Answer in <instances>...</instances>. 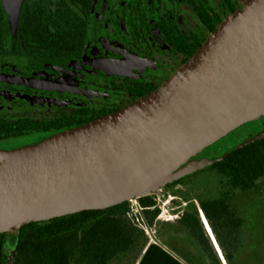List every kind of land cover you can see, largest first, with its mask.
<instances>
[{
    "label": "water",
    "instance_id": "obj_1",
    "mask_svg": "<svg viewBox=\"0 0 264 264\" xmlns=\"http://www.w3.org/2000/svg\"><path fill=\"white\" fill-rule=\"evenodd\" d=\"M23 1L3 0L13 30ZM263 118L264 0H247L152 93L29 146L5 151L21 143H0V235L152 196L264 140L263 127L229 150L193 160Z\"/></svg>",
    "mask_w": 264,
    "mask_h": 264
},
{
    "label": "flooded vegetation",
    "instance_id": "obj_2",
    "mask_svg": "<svg viewBox=\"0 0 264 264\" xmlns=\"http://www.w3.org/2000/svg\"><path fill=\"white\" fill-rule=\"evenodd\" d=\"M25 1L79 15L85 24L78 40L72 28L65 54L44 55L41 46L35 52L19 37L18 25L13 30L0 0V130L33 133L0 139L21 143L5 151L113 114L152 93L247 0ZM7 240L0 244V264H8Z\"/></svg>",
    "mask_w": 264,
    "mask_h": 264
},
{
    "label": "trees",
    "instance_id": "obj_3",
    "mask_svg": "<svg viewBox=\"0 0 264 264\" xmlns=\"http://www.w3.org/2000/svg\"><path fill=\"white\" fill-rule=\"evenodd\" d=\"M18 23L19 37L27 38L35 52L41 46L43 54L50 56L65 54L71 44L72 28L76 29L78 40L85 24L79 15L58 14L46 3L31 7L27 1L21 6ZM30 134L32 131L1 129L0 139ZM210 170L226 180L227 191L218 199L201 202L200 210L229 263L238 251L243 226V219L231 205L230 197L235 191H258L257 182L264 178V140L231 153ZM137 202L143 209L146 224L152 227L160 213L156 199L148 196ZM131 210V203L124 202L105 210L84 211L25 225L15 232L13 264H110L132 252L144 238V231L134 222ZM177 224L213 264L219 262L196 210L183 212ZM7 235H0L1 245Z\"/></svg>",
    "mask_w": 264,
    "mask_h": 264
},
{
    "label": "rangeland",
    "instance_id": "obj_4",
    "mask_svg": "<svg viewBox=\"0 0 264 264\" xmlns=\"http://www.w3.org/2000/svg\"><path fill=\"white\" fill-rule=\"evenodd\" d=\"M264 127V118L254 123L244 124L217 140L215 143L197 154L193 160H201L212 154L229 150L248 138L259 133ZM29 146L23 145L22 147ZM21 148V147H20ZM182 180V181H181ZM180 183H173L160 189L153 194L160 207L163 217L169 215H181L186 211H197L199 219L203 228L208 235L211 243L212 240L208 234L205 225L203 224L199 210L200 204L203 201L215 200L221 197V194L227 191L226 180L219 176L216 172L206 168L200 170L192 175L181 179ZM258 191L250 193H241L239 191L232 192L231 205L236 209L239 217L243 219V226L241 229V236L238 251L233 253V260L226 262L224 257L221 259L217 250L219 262L217 264H264V178L257 182ZM133 206L135 201L130 202ZM205 218V217H204ZM171 220L169 223L173 224L170 227L167 241L169 250L175 253L181 250L191 254L205 255L204 252L196 245V243L188 236V234L177 224V219ZM163 220H155L154 228L159 229L164 227ZM168 223V222H167ZM148 229L147 233L144 231V238L136 245L134 250L125 256H121L113 260L110 264H135L144 245L150 239L153 232ZM6 260L9 264L11 257L15 250L16 235H7ZM214 244V243H212ZM173 246V247H172ZM179 255V254H178ZM180 256V255H179ZM205 257V256H204ZM209 264V263H208ZM210 264H213L210 262Z\"/></svg>",
    "mask_w": 264,
    "mask_h": 264
},
{
    "label": "crops",
    "instance_id": "obj_5",
    "mask_svg": "<svg viewBox=\"0 0 264 264\" xmlns=\"http://www.w3.org/2000/svg\"><path fill=\"white\" fill-rule=\"evenodd\" d=\"M157 221L160 219H156ZM164 223V227L156 229L153 226L149 227L152 229V235L150 239L146 243L145 247L141 251L138 259L136 260L135 264H210V260L208 259L207 255H199V254H191L184 251H179L178 255L177 249L173 246L174 252L169 250L168 244L170 243L167 241L168 238V231L173 224ZM171 244V243H170ZM220 255V254H219ZM205 256V257H204ZM223 256V255H222ZM221 257V255H220ZM223 259V257H221Z\"/></svg>",
    "mask_w": 264,
    "mask_h": 264
},
{
    "label": "built area",
    "instance_id": "obj_6",
    "mask_svg": "<svg viewBox=\"0 0 264 264\" xmlns=\"http://www.w3.org/2000/svg\"><path fill=\"white\" fill-rule=\"evenodd\" d=\"M158 208L160 209L159 206H158ZM142 212H143V209L140 207L138 202L135 201L134 205L132 206L131 216H132L134 222L137 224V226L147 233V230L149 229V226L146 224V221L143 218ZM199 214H200L201 220L203 222L204 221V216H203V213L201 212V210H199ZM172 217H174V219L178 220L180 215L179 216H177V215H175V216L169 215V216H164L163 217V214L161 212V213H159V216H158L157 219H161V220H163L165 222H168V221L173 220ZM203 224H204V222H203Z\"/></svg>",
    "mask_w": 264,
    "mask_h": 264
},
{
    "label": "bare ground",
    "instance_id": "obj_7",
    "mask_svg": "<svg viewBox=\"0 0 264 264\" xmlns=\"http://www.w3.org/2000/svg\"><path fill=\"white\" fill-rule=\"evenodd\" d=\"M203 216H204V215H203ZM203 222H204V224H205V228H206L208 234L210 235V238H211L212 242L214 243V247H215V249H216L217 252L221 255V257H223L222 254H221L220 248L218 247V245H217V243H216V241H215V238H214V236H213V234H212V231H211V229H210V227H209V225H208V223H207V221H206L205 218H204V221H203Z\"/></svg>",
    "mask_w": 264,
    "mask_h": 264
}]
</instances>
